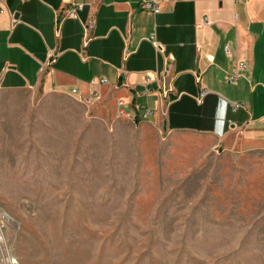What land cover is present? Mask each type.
I'll use <instances>...</instances> for the list:
<instances>
[{
  "label": "rangeland",
  "instance_id": "obj_1",
  "mask_svg": "<svg viewBox=\"0 0 264 264\" xmlns=\"http://www.w3.org/2000/svg\"><path fill=\"white\" fill-rule=\"evenodd\" d=\"M0 90V264H264V144Z\"/></svg>",
  "mask_w": 264,
  "mask_h": 264
},
{
  "label": "crops",
  "instance_id": "obj_2",
  "mask_svg": "<svg viewBox=\"0 0 264 264\" xmlns=\"http://www.w3.org/2000/svg\"><path fill=\"white\" fill-rule=\"evenodd\" d=\"M144 1L159 13L143 10ZM74 5L83 8L71 17ZM0 7V90L74 101L72 90L98 93L169 133L264 144V0H1ZM239 62L246 67L228 82ZM100 80L106 84H92Z\"/></svg>",
  "mask_w": 264,
  "mask_h": 264
},
{
  "label": "built area",
  "instance_id": "obj_3",
  "mask_svg": "<svg viewBox=\"0 0 264 264\" xmlns=\"http://www.w3.org/2000/svg\"><path fill=\"white\" fill-rule=\"evenodd\" d=\"M1 1V0H0ZM26 1V0H23ZM142 9L145 11H149L153 14H157L160 11V8L158 6H155L153 3H151V1H144L142 3ZM83 6L82 5H74L69 11H68V15L71 17H76V14L78 11L82 10ZM4 9L0 7V13H3ZM84 36L85 39L88 37V28L84 27ZM226 52L229 54V49L226 48ZM50 58H52V56H49ZM245 64L243 62H239L238 64H236L234 66L233 72L229 75L226 76V80L228 82H233L234 80H236L239 76L238 73L243 70L245 68ZM150 79L146 80V83H149ZM93 85H101V84H106V80H100V81H92ZM165 88V86H163ZM166 90V89H165ZM70 95L80 104L83 105H90L91 103H93L94 101H97L100 99V95L98 93H94L88 96H82L78 91L76 90H72L70 91ZM204 96V92L200 94V97L202 98ZM124 103L123 101H119L118 102V115L120 117L123 118H129V115L124 111ZM239 107V105H236L235 108ZM148 114H146L144 117H147Z\"/></svg>",
  "mask_w": 264,
  "mask_h": 264
}]
</instances>
